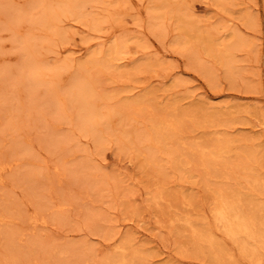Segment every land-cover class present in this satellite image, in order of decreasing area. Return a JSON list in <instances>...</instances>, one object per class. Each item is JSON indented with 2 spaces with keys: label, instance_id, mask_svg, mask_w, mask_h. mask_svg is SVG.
I'll use <instances>...</instances> for the list:
<instances>
[{
  "label": "rangeland",
  "instance_id": "374dc122",
  "mask_svg": "<svg viewBox=\"0 0 264 264\" xmlns=\"http://www.w3.org/2000/svg\"><path fill=\"white\" fill-rule=\"evenodd\" d=\"M36 1L8 0L22 6L17 7V10H10H21L16 14L18 16L15 20L9 17V13L5 14L0 10V55L6 56L0 60V160H19V164L10 173L12 175L6 177L8 183L5 180L4 185H0V196H3L0 197V215L6 216V223L9 222L0 225V264H102L104 259L113 256L114 247L126 238L130 242L129 252L141 250L140 260L135 264H235L239 261L234 246L222 238L221 232L213 227V239H217L216 242L220 244L217 249H226L218 263L206 255H201L199 249L206 252L207 246L197 247L193 243L194 238L190 230L179 219L182 216V219L206 218L209 221V212L217 197L228 194L231 196L235 189L243 193L253 192V197H241V202L248 207H254L256 203H261V200L264 203V189L261 190L264 185L254 187L256 184L252 182L254 178L261 181V184L264 182V131L257 127L264 122V0H189L186 4H193L192 9L183 6L181 0H171L166 9L168 16H165V10L156 13L160 14V22L172 28L184 26L187 21L198 27L189 32L187 46L199 44L202 48L212 47L215 50L232 39L230 33L221 29L220 34L215 37L216 41L209 45L203 41L205 34L201 33L206 29L210 30V26L217 27L219 19L233 12L235 18L241 12L243 15H249L248 18L252 19L251 26H238L242 29V35L249 40L245 50L237 57L242 68L241 73L236 75L235 80L230 81L222 71H216L212 76V83L179 54H183V51L178 53L164 47L151 33H146V39L149 50L156 52L157 56L148 64L141 61V54L133 53L136 46L130 43L129 54L124 56L123 61L113 62L110 67L105 64L90 66L80 72L78 66L82 61L85 62L88 56L108 48L111 42L107 45L105 42L121 31L122 22L125 29L136 33L139 31L136 24L146 20L150 10L139 0H103L102 4L95 8L87 4L85 15L94 16L98 20L99 32H93L87 23L85 25L78 19L62 17L58 27L64 32V39L58 40L52 35L48 24L44 25L47 18L41 14L47 11L44 10L38 15V9L32 10ZM190 11L191 16L185 15ZM30 16L34 17L36 22H31ZM14 28H21L20 33L13 31ZM200 35L203 36L200 37L201 44ZM25 41L30 42L28 44L35 43L30 47L33 50L32 59L36 61L35 66H41L38 70L36 67V70L30 72L37 75L41 73V79L53 83V98L42 92L39 87L34 90V86H29L30 69L23 67L26 60L23 56ZM13 59L14 62L11 63ZM133 60L138 61L133 64ZM70 65L73 69L69 68ZM51 67L59 69L55 72L60 71V75L65 71L68 75L57 78V83L52 69L50 72ZM61 67L66 69L62 70ZM190 68L192 71H189ZM75 70H78L79 77L76 78L80 80L75 78ZM75 80L90 84L89 101L98 104L95 110L101 119L97 117L95 124L89 123L90 129L96 127L93 132L98 135V142L94 140L92 133L88 134L79 128L80 122L74 110L70 109V104L67 101H57V96H62ZM177 80L188 83V89L175 94L178 106L172 111L168 98L176 91L174 85ZM207 97L212 98L213 104L216 105L238 106L230 110L234 117L225 114L224 109L218 114L215 113L216 109H208V104L204 101ZM135 99H139L142 104L136 114V111L129 110L132 109L130 104H133ZM201 102L206 105H201ZM144 105H149V111L152 109L151 112L157 113L155 117L176 116V119H180V131H177L176 139H179V142L183 140V144L179 145L178 140H174L172 145H161L160 152L153 150V156L158 155L157 160L152 158L153 162L149 159L152 152L147 149V139L144 142L143 137L142 143L139 139L144 131L143 124L149 118L143 112ZM244 111L246 113H242ZM235 114L236 118L241 119L234 121ZM107 115H112L114 119L106 121ZM223 127L229 128V133L231 132L236 143L239 142L237 147L240 148L238 152L232 150L230 156L226 155L224 160L211 162L210 172L206 169L204 171L201 155L208 154L212 144L216 143L213 132L223 131ZM108 141L113 144L118 142L121 149L115 154L110 149L104 152L100 163L105 166L99 168L96 164L99 159L96 149L101 145L107 147ZM176 144L179 145L178 149L174 148ZM174 149L177 151L176 157L170 155ZM171 156L174 159L170 163L168 159L172 158ZM63 157L68 158L61 161ZM134 158L135 162L136 158L140 159L142 166L137 165ZM181 162L187 165L180 166ZM56 174L60 175V182L57 181ZM243 175L248 176L245 179ZM156 183L158 185L153 186ZM144 190H148L152 195L160 193L157 200H161L160 205L145 203ZM60 204H63V209ZM36 212L42 213L40 215L43 220L49 219L44 220L46 223L42 228L38 225L33 231L32 225L24 220L28 216L40 219ZM175 215H178L179 219ZM263 220L264 214L257 219L264 223ZM18 233L23 234L21 240H17ZM261 255V264H264V253ZM240 262L251 264L247 260Z\"/></svg>",
  "mask_w": 264,
  "mask_h": 264
},
{
  "label": "bare ground",
  "instance_id": "6f19581e",
  "mask_svg": "<svg viewBox=\"0 0 264 264\" xmlns=\"http://www.w3.org/2000/svg\"><path fill=\"white\" fill-rule=\"evenodd\" d=\"M141 1L143 4H146V8L150 10V15L146 20H143L139 23L136 24V28L139 29V31H137L136 33H133V31H129L127 29L124 28L123 22L121 23V31L118 34H115L116 36H113L112 39L108 40L107 42H105V44L107 45V43L110 41V45L108 46V48L106 50H100L98 53L96 54H92L90 56H88L87 60L85 59V62L82 61L81 64H79V71L83 72L85 70V68H88L90 66L95 67V65H101V64H105L106 67H110L111 64L113 62L116 61H123L125 59L124 56L129 54L128 51V45L130 43V45L135 44L136 46V51H134L133 53H139L141 54V58H143L141 61L143 62H147V64L154 58L157 56L156 52H151L149 50V44H148V40L146 38L147 35L146 33H151L153 34L155 37H157V39L159 40V42L166 48H169L170 50H173L175 52H180L183 51L182 53H179L182 57H184L187 62L192 66L195 67L199 72H201L202 74H204L206 76V78H208V80H210V83L213 82V78L212 76L214 75V73H216V71H222L223 75L226 76V78L231 80H235L236 79V75L240 74L242 71V68L239 65V61L237 60L238 54L241 53V51H244L246 48V44H248L249 40L247 38H245L242 34V29H240V27L238 26H245L246 28H249V24L251 26L250 21H252V19L248 18L249 15L244 14H238V16L235 18L233 15L235 14V12H233L232 14L225 16L221 19H219L220 21L218 22L217 27L215 26H210V30L206 29L204 30V32H200L201 34H205V38L203 39V41L209 45V43H212L215 40V37L217 34H220V30L223 29L224 32H229L230 36H231V40L225 42L224 44H221V47L217 50L213 49L212 47H205L202 48L199 44L196 46H187L189 44V41L187 39H189L188 34H190L189 32L192 31L193 28H196L194 24L190 23V21H187V23L183 26H179L177 28H172L170 26H168V24L166 23H162L160 22V14H156L157 12H164L165 16H168V12H166L167 9V4L171 2V0H139ZM177 1V0H176ZM183 3L182 5L187 6V2H189V0H181ZM103 2V0H37L35 2V4L32 6V10H37L38 12L37 14L40 15L42 13V11L45 10V12L47 11V13H42V16H45L47 19L44 20V25L48 24V27L51 29V33L53 36H55L58 40H63L64 36L62 33H64L59 27H58V23L59 20L63 18H68L69 17H73L74 19H78L81 23H87V26L90 27V29L93 32H99V27H100V23L98 22V20L96 18H94V16L88 17L85 15V8L87 7V4H91L93 6V8H95L98 5H101ZM14 3V2H13ZM49 5V7H47ZM174 6V5H172ZM47 7V8H46ZM89 7V5H88ZM169 7V6H168ZM91 8V7H90ZM174 8V7H173ZM171 9V7L169 8V10ZM17 10V9H15ZM21 11V10H19ZM18 11V12H19ZM245 11V10H244ZM18 12L15 11H9V17H12L11 19H16L17 16L16 14ZM171 12V11H170ZM247 12V11H246ZM22 14V13H20ZM170 14V13H169ZM189 15L191 16V11L190 13L187 12L185 13V15ZM193 14V13H192ZM249 14V13H248ZM41 16V17H42ZM127 16V15H126ZM21 18V17H20ZM39 18V17H36ZM89 18V19H88ZM125 18V17H124ZM40 19V18H39ZM50 21H49V20ZM123 19V18H122ZM162 19V18H161ZM18 20V19H17ZM30 21L31 22H36L34 20V17L30 16ZM53 21V23H52ZM135 21V20H134ZM162 21V20H161ZM18 22V21H17ZM16 22V23H17ZM131 22V19H130ZM168 22V20H167ZM180 22V21H179ZM182 22V21H181ZM189 22V23H188ZM203 22V21H202ZM237 22V23H236ZM12 23V22H10ZM9 23V24H10ZM184 23V22H182ZM197 23V22H196ZM15 24V22H14ZM20 24V23H19ZM16 25V24H15ZM21 25V24H20ZM209 25V24H208ZM212 25V24H211ZM18 26V25H17ZM22 26V25H21ZM20 26V27H21ZM183 26V27H182ZM206 26V25H204ZM63 27V26H62ZM135 27V26H134ZM208 27V26H207ZM65 28V27H64ZM198 28V27H197ZM196 28V29H197ZM21 29V28H19ZM19 29L14 28L13 31L15 30V32H19ZM205 29V28H204ZM12 30V29H11ZM213 32H210V31ZM9 31H10V27H9ZM20 33V32H19ZM5 34V33H4ZM222 34V33H221ZM3 35V34H2ZM15 36V34H14ZM13 36V38H15ZM18 36V35H17ZM202 35L199 36V39L201 40ZM203 37V36H202ZM12 38V39H13ZM20 38V37H19ZM34 39V37H33ZM14 40V39H13ZM25 40V39H24ZM28 40V39H27ZM30 40V39H29ZM57 40V41H58ZM19 41V40H17ZM32 41V40H31ZM34 41V40H33ZM211 41V42H210ZM60 42V41H58ZM3 43V42H2ZM22 43V40H21ZM30 42H23V44L25 45L23 47V56L26 58L25 64L23 65V67L25 68H29V72L32 70H36L35 68L37 66L34 65V63L36 61H34L32 59V49L30 48L31 45L34 46L33 42L32 44H28ZM202 43V40L200 42V44ZM4 44V43H3ZM62 44V42L60 43ZM104 44V45H105ZM205 44V45H206ZM213 45V44H210ZM203 46V44H202ZM36 47V46H35ZM33 47V49L35 48ZM204 47V46H203ZM193 48V49H192ZM1 50V49H0ZM3 50V47H2ZM2 52V51H0ZM97 52V51H96ZM4 53V51H3ZM1 53V54H3ZM6 55V54H5ZM11 56V55H10ZM6 58V56H1L0 55V60L3 58ZM17 57V56H16ZM30 57V59L28 58ZM34 57V56H33ZM138 60H133V64L136 63ZM11 63L14 62L10 61ZM17 63V62H16ZM10 64V63H9ZM70 64V63H69ZM68 64V65H69ZM13 65V64H12ZM60 65V64H59ZM151 65V64H150ZM39 66V64H38ZM55 65H53L54 67ZM64 67V63L62 65ZM66 66V65H65ZM77 66V65H76ZM22 67V68H23ZM41 67V66H40ZM37 67V70L38 68ZM56 67V66H55ZM62 68V70L66 69V68ZM72 68V65L69 66V68ZM152 67V66H151ZM60 68V69H61ZM21 69V66H20ZM52 67L50 68V72L53 71V77L57 80V83L59 79L57 78H64L65 72L63 73V75H60V71L59 73H57L59 69H52ZM70 69V71H71ZM26 70V69H25ZM78 70H75L74 72L77 73L76 76L79 77V72H77ZM14 71V70H13ZM57 71V72H55ZM69 71V70H68ZM27 72V70H26ZM62 72V71H61ZM73 72V73H74ZM12 73V72H11ZM40 73V72H39ZM38 73V74H39ZM67 73V72H66ZM41 74V73H40ZM39 74V75H40ZM62 74V73H61ZM174 74V73H173ZM172 74V75H173ZM218 74V73H217ZM29 86L33 87L34 86V90L36 87H39L41 89L42 92H44L45 94H48V96L52 97V94L54 91L53 88V83H50V81H45L43 79H41V75H37L36 73L32 74L31 72L29 73ZM45 76V75H43ZM52 76V75H51ZM45 78V77H44ZM50 78V77H49ZM216 78V77H215ZM67 79V78H66ZM78 80H80L79 78H76ZM168 79V78H167ZM217 79V78H216ZM78 80H75V82L73 81L68 90H65L64 94L62 96H57L59 98V100L57 99V101H59L60 103H63L65 101L68 102V104H70V109L74 110V114H76V118H78L80 125L79 128H82L81 130L86 131L88 134L92 133L94 140L96 142H98V135L95 134L93 131L94 129H96V127H91L92 129L89 128V123L90 124H95L96 118L98 117V119H101V116L97 115V112L95 110V107L98 104L95 103H91L89 101V97H90V93H91V86L89 83H80ZM175 81V80H174ZM216 81V80H215ZM228 81V80H227ZM148 83V82H147ZM65 84V83H64ZM163 84V83H162ZM175 84V82H174ZM188 84V83H186ZM183 83L182 80H177L176 84L174 85V90L176 89V91L170 96L171 98H168L171 105H170V109L172 111H175L178 106V104L175 101V94H180L182 92H185L188 89V86ZM28 85V84H27ZM68 85V84H67ZM65 85V87L67 86ZM160 86V85H159ZM30 87V88H31ZM56 87V86H55ZM38 88V89H39ZM193 89V88H192ZM173 90V89H172ZM173 90V91H174ZM165 91V90H164ZM193 91V90H192ZM191 91V92H192ZM202 91V90H201ZM170 92V91H169ZM58 93V92H56ZM2 94V93H1ZM167 92L164 94L166 95ZM193 94V92H192ZM54 95V94H53ZM56 95V94H55ZM174 95V96H173ZM181 96V95H180ZM203 96V95H202ZM141 97V96H140ZM167 97V96H166ZM165 97V98H166ZM193 97V95H192ZM199 97V96H198ZM12 98V97H11ZM53 98V97H52ZM197 98V97H196ZM3 99V97H2ZM140 99V98H139ZM139 99H135L133 100V104H130V106H132V109L129 108V110L131 111H136L138 110V107L142 106L141 101H139ZM143 99V98H142ZM141 99V100H142ZM189 99V98H187ZM198 99V98H197ZM55 100V99H54ZM128 100V99H127ZM194 100V99H193ZM5 101V100H4ZM7 101V100H6ZM14 101V100H13ZM181 101V100H180ZM196 101V100H195ZM206 104H208V109H216L217 111L215 112L216 114L219 113V111H221L222 109H224V113L230 115V117H234L233 113L230 112L231 109H233V106H221V105H216L213 104V100L212 98H206V100H204ZM216 101V99H215ZM58 102V103H59ZM163 102V101H162ZM179 102V100H178ZM197 102V101H196ZM149 103V102H148ZM202 103V102H201ZM219 103V102H218ZM145 104V103H144ZM147 104V103H146ZM206 104L203 105V103L201 105L205 106ZM222 104V103H221ZM229 104V103H227ZM129 105V104H127ZM181 105V104H180ZM128 106V107H130ZM238 107V106H237ZM234 107V108H237ZM240 107V106H239ZM1 108V107H0ZM13 108V107H12ZM144 113L149 117L145 123L143 124V134L141 136V138L139 137V139L144 140V142L146 141L145 139H147V141L145 142L148 146L147 149H149L150 152H152L151 157H149V159L151 158L150 162H153V160H157L156 155L153 156V150H157V153L160 152V146H166V145H172V143L176 142V140H178V144H183V140L176 139L178 138L176 133L178 131V125H179V118L176 119V116H171V117H167L166 116L164 118H162V116L155 117L154 115L157 113H153L151 111H149L150 106L149 105H144ZM183 108V107H182ZM62 109V108H61ZM245 109V108H244ZM9 110V109H8ZM193 110V109H192ZM227 110V112H226ZM234 110V109H233ZM247 110V108H246ZM245 110V111H246ZM11 111V109H10ZM63 111V110H62ZM164 111V110H163ZM208 111V110H207ZM242 112V113H246V112ZM64 112V111H63ZM142 112V111H141ZM213 112V111H212ZM128 113V112H126ZM137 113V111L135 112V114ZM138 113H140L138 111ZM210 113V112H209ZM165 114V113H164ZM215 114V115H216ZM162 115V114H161ZM224 115V114H223ZM236 115V114H235ZM129 116L130 113H129ZM133 116V115H132ZM139 116V115H136ZM144 116V115H143ZM210 116V115H209ZM6 117V116H5ZM126 117V116H125ZM181 117V116H178ZM237 115L235 116L234 121H237L239 119H241V117L236 118ZM215 118V117H214ZM224 118H226L224 116ZM230 118V122L231 119ZM110 119H114L112 117V115H107L106 116V121L110 120ZM136 119V118H135ZM173 119V120H172ZM219 119V118H218ZM227 119V118H226ZM222 121V119H220ZM105 121V122H106ZM211 121V120H210ZM220 121V122H221ZM225 121V120H224ZM1 122V119H0ZM104 122V123H105ZM217 122V121H216ZM219 122V121H218ZM226 122V121H225ZM9 124V123H7ZM228 124V123H227ZM11 124H9L10 126ZM14 125V123H13ZM58 125V124H57ZM214 125V124H213ZM229 125V124H228ZM100 126V125H99ZM219 126V125H218ZM224 125H221V127ZM220 127V126H219ZM229 127V126H228ZM253 127V126H252ZM261 131H264V122H261L260 124H258V126ZM9 128V127H8ZM180 128V125H179ZM226 130H225V129ZM258 128V129H259ZM10 129V128H9ZM216 129V128H215ZM214 129V130H215ZM219 129V128H218ZM231 129V128H230ZM12 132L14 131V129H11ZM180 131V130H179ZM178 131V132H179ZM11 132V133H12ZM212 133V132H211ZM231 133V132H230ZM229 133V128L227 127H223V131H215L213 132V135L216 136V143H213L211 146V150L208 152L207 155L202 154L201 156V162L203 163V166H205V169L210 172L211 170V162L215 161V160H219L221 161L224 160L226 158V155L231 154L232 150H236L238 152V148H240L239 146L237 147V142L234 140V138L232 137V135ZM180 134V133H179ZM4 135V134H3ZM19 135V134H18ZM211 135V134H210ZM236 135V133H235ZM27 137V136H26ZM221 137V138H220ZM236 137V136H235ZM214 138V137H213ZM237 138V137H236ZM261 138V137H259ZM24 139V138H23ZM27 139V138H25ZM196 139V138H195ZM7 140V139H6ZM141 140V143H142ZM242 140V139H241ZM259 141V139H257ZM256 140V141H257ZM26 141V140H25ZM245 141V140H244ZM24 142V141H23ZM27 143V141H26ZM241 143V141H240ZM257 143V142H256ZM25 144V143H24ZM254 144V143H253ZM20 145V144H19ZM176 144V146L174 148L178 149V146ZM25 146V145H24ZM255 146V145H254ZM259 146V145H256ZM149 147V148H148ZM5 148V147H4ZM7 148V147H6ZM170 148V147H168ZM205 148V147H204ZM185 149V148H184ZM170 150V149H169ZM180 150V149H179ZM147 150V152H149ZM171 151V150H170ZM181 151V150H180ZM200 151V150H199ZM203 151V150H202ZM201 151V152H202ZM235 151V153H236ZM149 152V153H150ZM156 152V151H155ZM154 152V154H155ZM166 152V151H165ZM176 150H172V153L169 152L170 155H175L176 154ZM234 152V151H233ZM21 153V152H20ZM162 153V152H161ZM74 154V153H73ZM201 154V153H200ZM199 154V155H200ZM206 154V153H205ZM237 154V153H236ZM16 155V153H15ZM160 155V154H159ZM31 156V155H30ZM158 156V155H157ZM230 156V155H229ZM18 157V156H17ZM71 157V156H70ZM140 157V156H139ZM137 156V158H139ZM172 157V156H171ZM176 157V155H175ZM200 157V156H199ZM225 157V158H224ZM232 157V156H231ZM21 158V157H20ZM41 158V157H40ZM68 157H63L61 161H64L65 159H67ZM73 158V157H72ZM137 162H135V158H134V162L137 163V165L142 166V161L140 159H137ZM152 158H154L152 160ZM224 158V159H223ZM32 159V158H31ZM133 159V158H132ZM148 159V160H149ZM174 157L169 158L168 162H173ZM190 161V160H189ZM60 162V161H59ZM133 162V163H134ZM45 163V162H44ZM65 163V162H64ZM144 163V162H143ZM191 163V162H190ZM215 163V162H214ZM223 163V161H222ZM226 163V161L224 162ZM17 164H19V160L18 159H10V160H0V185H4V182L6 180V177L11 173V171L17 166ZM147 164V163H145ZM65 164H63L64 166ZM183 165H187L186 163L182 164L180 166ZM191 165V164H190ZM227 165V164H226ZM246 164H244L245 166ZM144 166V165H143ZM189 166V165H188ZM250 166V165H249ZM35 167V166H34ZM40 167V166H39ZM136 167V166H135ZM179 167V165H178ZM60 168V167H59ZM66 168V166H65ZM137 168H139L137 166ZM213 168L214 165H213ZM226 168V167H225ZM242 168V167H241ZM249 168V167H248ZM247 168V169H248ZM20 169V167H19ZM35 169V168H34ZM55 169V168H54ZM61 169V168H60ZM140 170L142 169L141 167L139 168ZM181 169V168H180ZM256 169V168H255ZM17 170V169H16ZM33 170V169H32ZM47 170V169H46ZM65 170V169H64ZM67 170V169H66ZM242 171V169H240ZM254 170V169H253ZM18 171V170H17ZM251 171V170H250ZM37 173V172H36ZM44 173V172H43ZM59 173V172H58ZM65 173V171H64ZM249 173V171H248ZM251 173V172H250ZM249 173V174H250ZM253 173V172H252ZM259 173V172H258ZM263 173V172H262ZM42 174V173H40ZM66 174V173H65ZM70 174V173H69ZM245 174V173H243ZM247 174V173H246ZM255 174V173H253ZM12 175V174H10ZM109 175V174H108ZM107 175V176H108ZM237 175V174H236ZM65 176V175H64ZM242 176V175H241ZM244 176V175H243ZM245 175L244 178L246 179ZM51 177V176H50ZM48 177V178H50ZM56 179L58 182H60L61 178L59 174H56ZM213 177V176H212ZM254 177V176H253ZM10 178V177H9ZM17 178V177H16ZM108 178H110V176H108ZM250 178V177H249ZM260 179V178H259ZM263 179V178H262ZM27 180V179H26ZM25 180V181H26ZM7 181V180H6ZM55 180H53L52 182L54 183ZM134 181V179H132V182ZM251 180H249L250 182ZM263 181V180H262ZM32 182V181H31ZM161 182V180H160ZM252 182L258 186V187H262L264 185V182L259 181L257 178H254L252 180ZM8 183V181L6 182ZM57 183V182H56ZM245 183V181H244ZM251 183V182H250ZM45 184V183H44ZM60 184V183H59ZM248 184V183H246ZM245 184V185H246ZM48 185V184H47ZM50 185V183H49ZM158 184H154L153 186H157ZM35 186V185H34ZM46 186V185H45ZM51 186V185H50ZM249 186V185H248ZM251 186V185H250ZM2 187V186H1ZM246 187V186H245ZM244 187V188H245ZM47 188V187H46ZM51 188V187H50ZM49 188V189H50ZM158 188V187H157ZM227 188V187H226ZM30 189V187H29ZM156 189V188H155ZM229 189V188H228ZM235 189V188H234ZM233 189V190H234ZM241 190H244L242 188H240ZM261 189V188H260ZM264 188H262L261 190H263ZM183 190V189H182ZM225 190V188L223 189ZM246 190V189H245ZM252 190V189H251ZM232 191V190H231ZM254 191V190H253ZM258 191V190H257ZM184 192V191H183ZM217 192V190H216ZM215 192V193H216ZM226 193V192H223ZM260 193V192H259ZM262 193V192H261ZM54 194V193H53ZM160 195V193H158ZM152 195L150 193H148V190L146 192V190H144V195L146 196V198H144L145 203H153V204H157L160 205V201L158 202L157 200L159 199V195ZM3 195V194H2ZM226 195V194H225ZM253 197L254 194L253 192H241L240 190H236L232 192L231 196H224V195H219L216 199L215 204L212 206V208L210 209V217H209V221L205 219L199 218H188V219H179L176 215L175 217L177 219H179V221L181 223H184V225L186 227H188V229L190 230V234H192L193 238H194V242L197 245H205L207 246V251L205 252L202 251L201 249H199V253L202 255H206L208 257L211 258V260L214 261H220V258L222 257L221 255H223L222 250H219L217 248H219V245L216 240H214L213 238V231H211L212 227L214 229H216L217 231H220L222 234V238L228 240L233 246H234V250L236 251L235 253H237V257L241 260V261H249L251 264H261L262 258H261V254L264 253V223H262L261 221H257V219L261 216H263L264 214V203L263 200H261L262 202H258L255 204V206L253 207V205L250 207L244 205L241 202V197ZM3 197V196H0ZM262 197H264L262 195ZM56 199V198H54ZM255 199V198H253ZM252 199V201H253ZM264 199V198H262ZM1 200V199H0ZM49 200V199H48ZM213 201V200H212ZM249 201V199H248ZM260 201V199H259ZM250 202V201H249ZM254 202V201H253ZM44 204V203H43ZM48 204V203H47ZM56 204V203H55ZM212 204V203H211ZM250 204V203H249ZM252 204V203H251ZM248 205V204H247ZM24 206V205H23ZM57 206V205H56ZM61 206V204L59 205ZM63 206V204H62ZM61 206V209H63ZM66 206V205H65ZM49 207H51L49 205ZM55 208V207H54ZM53 208V209H54ZM58 208V207H57ZM147 208V207H146ZM9 209V208H8ZM65 210V209H64ZM11 211V209L9 210ZM68 211V210H66ZM209 211V210H208ZM65 212V211H64ZM262 214H261V213ZM19 213V212H18ZM38 216L42 213H38ZM21 214V213H20ZM34 214V212H33ZM48 214V213H47ZM208 214V215H209ZM23 215V214H22ZM21 215V216H22ZM35 215V214H34ZM174 216V215H173ZM172 216V217H173ZM206 216V214H205ZM200 217V216H199ZM45 218V217H44ZM14 219V218H13ZM21 219V218H20ZM24 219V217H23ZM27 219V220H26ZM24 221H28L29 225H32L33 227V231H35L34 228H36L38 225H40L42 228L45 225V221L48 219L45 218L44 220L41 218L40 215V219L37 218L36 216H28ZM173 218H171L172 220ZM208 219V218H207ZM7 217L0 215V225L3 223H6L7 221ZM16 220V219H15ZM170 220V219H169ZM175 220V219H174ZM13 221V220H12ZM58 222V221H57ZM169 222V221H168ZM179 222V223H180ZM264 222V220H263ZM9 223V222H8ZM6 223V224H8ZM173 223H175L173 221ZM172 223V224H173ZM176 223H178L176 221ZM157 224V223H156ZM155 224V225H156ZM160 224V223H159ZM162 224V223H161ZM28 225V223H27ZM29 225L27 227H29ZM47 225V224H46ZM49 225V222H48ZM47 225V226H48ZM138 225V224H137ZM142 225V224H141ZM10 226V224H9ZM143 226V225H142ZM31 227V226H30ZM50 227V226H49ZM162 227V226H161ZM32 228H29V230H31ZM46 231V228H44ZM138 229V228H137ZM155 229V228H154ZM187 229V230H188ZM213 229V230H214ZM13 230V229H12ZM160 230V229H159ZM188 230V231H189ZM6 231V230H5ZM38 231V230H37ZM161 231V230H160ZM32 232V231H29ZM49 232V231H48ZM168 232V231H167ZM165 233V232H164ZM37 234V232H36ZM48 233H46L47 235ZM139 234V233H138ZM144 234V233H143ZM220 234V233H219ZM38 235V234H37ZM55 235V234H54ZM168 235V234H167ZM169 235H171L169 233ZM15 237V234H14ZM17 240H21V237L23 238V234L18 233ZM37 237V236H36ZM123 238V237H122ZM126 238V236H125ZM219 238V237H217ZM35 239V238H34ZM51 240V239H50ZM137 240V239H136ZM135 240V241H136ZM168 240V239H167ZM220 240V239H219ZM218 240V241H219ZM34 242V241H33ZM133 242V241H131ZM170 242V241H169ZM226 243V241H224ZM13 243V241L11 242ZM35 243V242H34ZM172 243V242H171ZM51 244V243H50ZM191 244V243H190ZM33 245V244H32ZM31 245V246H32ZM167 245V244H166ZM174 245V244H173ZM192 245V244H191ZM223 245V244H222ZM230 245V244H229ZM86 247V245H84ZM61 247V246H60ZM198 247V246H197ZM222 247V246H220ZM229 247V246H228ZM113 248V247H112ZM130 242L127 240V238L125 240H123L122 242H120V244L116 247H114V252H113V256L110 258H106L103 260L102 264H135V262H139L140 260V256H141V250H133L131 252L130 251ZM232 248V247H231ZM139 249V248H138ZM66 250V249H65ZM132 250V249H131ZM198 250V249H196ZM62 251V250H61ZM68 251V250H67ZM195 251V250H194ZM59 252V251H58ZM109 252V251H108ZM227 252V251H226ZM229 252V251H228ZM232 253V252H231ZM62 254V253H60ZM64 254V253H63ZM261 255V256H260ZM233 256V255H232ZM207 257V258H208ZM225 258V256H223ZM12 258V257H11ZM236 258V257H235ZM264 258V257H263ZM237 259V258H236ZM13 260V259H12ZM235 260V259H234ZM238 260V259H237ZM239 260V261H240ZM224 261V260H223ZM226 261V260H225ZM228 261V260H227ZM236 261V260H235ZM11 262V261H10ZM36 262V261H35ZM208 262V261H207ZM212 262V261H211ZM101 263V262H100ZM214 263V262H213ZM227 263V262H226ZM248 263V262H246ZM28 264H38V263H28ZM137 264V263H136ZM223 264V263H222ZM225 264V262H224ZM245 264V262H244ZM263 264V263H262Z\"/></svg>",
  "mask_w": 264,
  "mask_h": 264
},
{
  "label": "snow or ice",
  "instance_id": "6c2138e0",
  "mask_svg": "<svg viewBox=\"0 0 264 264\" xmlns=\"http://www.w3.org/2000/svg\"><path fill=\"white\" fill-rule=\"evenodd\" d=\"M17 7H22V6H18L16 4L10 3L8 2V0H0V10H3L5 14H7L10 10L16 9ZM187 7L189 9H192L193 4H189L187 5ZM189 71H192V69L190 68ZM107 144H108L107 147L101 145V146H98L96 149L97 155L99 156V159L96 160V164L99 168H103L105 166L104 164L100 163V160L103 159L104 152L108 151L109 149L114 154L120 152L121 145L118 142L113 144L112 141H108ZM121 158H122V153H121ZM159 264H163V262H159ZM176 264H179V262H176ZM235 264H241V262L236 261Z\"/></svg>",
  "mask_w": 264,
  "mask_h": 264
}]
</instances>
